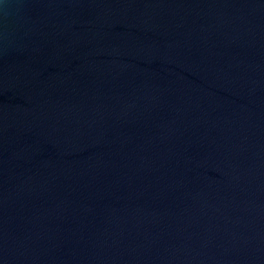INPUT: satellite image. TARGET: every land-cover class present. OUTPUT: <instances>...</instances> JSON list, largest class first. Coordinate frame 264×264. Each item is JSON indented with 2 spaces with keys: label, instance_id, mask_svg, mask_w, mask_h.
I'll list each match as a JSON object with an SVG mask.
<instances>
[{
  "label": "water",
  "instance_id": "water-1",
  "mask_svg": "<svg viewBox=\"0 0 264 264\" xmlns=\"http://www.w3.org/2000/svg\"><path fill=\"white\" fill-rule=\"evenodd\" d=\"M0 264H264V0H4Z\"/></svg>",
  "mask_w": 264,
  "mask_h": 264
},
{
  "label": "clouds",
  "instance_id": "clouds-1",
  "mask_svg": "<svg viewBox=\"0 0 264 264\" xmlns=\"http://www.w3.org/2000/svg\"><path fill=\"white\" fill-rule=\"evenodd\" d=\"M4 0H0V4H3Z\"/></svg>",
  "mask_w": 264,
  "mask_h": 264
}]
</instances>
